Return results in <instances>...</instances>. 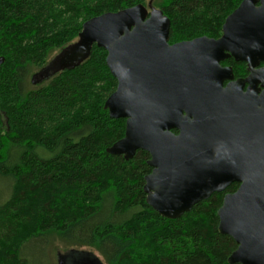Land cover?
<instances>
[{"label":"trees","instance_id":"obj_1","mask_svg":"<svg viewBox=\"0 0 264 264\" xmlns=\"http://www.w3.org/2000/svg\"><path fill=\"white\" fill-rule=\"evenodd\" d=\"M146 1L0 0V264H54L56 243L91 249L107 264H227L236 249L217 231L222 194L163 219L145 202L149 155L125 161L106 153L123 138L125 120L104 109L116 81L103 49L93 46L78 67L31 83L84 22ZM241 2L152 6L169 19L175 44L218 39Z\"/></svg>","mask_w":264,"mask_h":264},{"label":"water","instance_id":"obj_2","mask_svg":"<svg viewBox=\"0 0 264 264\" xmlns=\"http://www.w3.org/2000/svg\"><path fill=\"white\" fill-rule=\"evenodd\" d=\"M169 29L151 4L94 17L43 72L76 68L93 46L103 49L116 81L104 109L125 120L123 138L106 153L149 155L145 202L167 220L239 184L217 211L218 233L236 245L227 264H264V68L254 70L264 62V0H242L218 39L169 44ZM229 57L247 63L250 75L222 89L232 77L219 63ZM58 264L101 263L75 250Z\"/></svg>","mask_w":264,"mask_h":264},{"label":"flooded vegetation","instance_id":"obj_3","mask_svg":"<svg viewBox=\"0 0 264 264\" xmlns=\"http://www.w3.org/2000/svg\"><path fill=\"white\" fill-rule=\"evenodd\" d=\"M219 67L220 69H230V74L232 77L230 80L226 79L222 82V85H221L222 89L226 88L230 84H235L237 81H241V80L243 81L246 78H248L250 75V71L248 70V64L244 62H236L232 57H229L221 61L219 63ZM261 68H264V62H261L258 66H256L254 70H259ZM247 88H248V84L246 83L243 87L242 92L245 93L247 91ZM259 89H260V85H258L257 95H259L260 92L262 91V89L261 90ZM229 102H232V99H230ZM238 187H239V184L234 183L230 185L229 187H227L225 191H223L222 193H219V194H222V200L224 196L234 194L237 191Z\"/></svg>","mask_w":264,"mask_h":264},{"label":"rangeland","instance_id":"obj_4","mask_svg":"<svg viewBox=\"0 0 264 264\" xmlns=\"http://www.w3.org/2000/svg\"><path fill=\"white\" fill-rule=\"evenodd\" d=\"M148 4H151V6H152V0H147L145 3V7H147ZM152 8H153V6H152ZM176 40H178V39H176ZM57 55H58V52H55L48 61L52 62L56 58ZM51 62L49 63L48 66H50ZM45 69H47V68H45ZM44 70H42L41 72L37 73L36 75H34L32 77L31 83L33 86L34 85L38 86V85L42 84L43 82H45L47 80V77L52 76L54 74V73H52L53 70L43 72ZM75 250L78 252L91 253L92 255H94L95 257H97L99 259L101 264H107L101 255H99L97 252H95L91 249H88V248H81V249L80 248H71V247H67V246H64V245L59 244V243H56L55 247L53 248V251H51V256H52L51 259H52L54 264H58L59 260L62 257L67 256L70 252H73Z\"/></svg>","mask_w":264,"mask_h":264}]
</instances>
